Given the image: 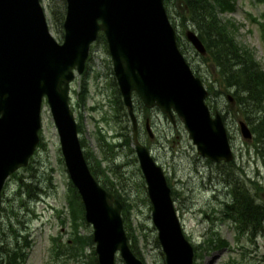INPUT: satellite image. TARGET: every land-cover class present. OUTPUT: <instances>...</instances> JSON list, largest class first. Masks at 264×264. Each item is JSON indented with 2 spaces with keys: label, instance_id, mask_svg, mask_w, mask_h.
Wrapping results in <instances>:
<instances>
[{
  "label": "water",
  "instance_id": "water-1",
  "mask_svg": "<svg viewBox=\"0 0 264 264\" xmlns=\"http://www.w3.org/2000/svg\"><path fill=\"white\" fill-rule=\"evenodd\" d=\"M63 44L51 35L40 0H0V195L6 179L23 166L39 143L43 99L48 98L70 178L94 226L100 264H144L132 251L122 205L92 175L69 104L75 69L82 73L90 45L103 31L114 72L133 123L135 148L147 182L152 219L166 264H193L194 248L183 231L164 169L138 140L132 95L158 107L173 125L179 118L198 153L214 162H231L232 145L222 115L212 116L208 91L181 52L164 0H66ZM201 54L206 48L189 31ZM229 99L232 100L231 96ZM243 137L252 139L240 121Z\"/></svg>",
  "mask_w": 264,
  "mask_h": 264
},
{
  "label": "rangeland",
  "instance_id": "rangeland-1",
  "mask_svg": "<svg viewBox=\"0 0 264 264\" xmlns=\"http://www.w3.org/2000/svg\"><path fill=\"white\" fill-rule=\"evenodd\" d=\"M235 1V11L226 16L238 26V40L254 50L264 69V3ZM43 2L49 14L50 8L56 9L62 0ZM169 15L177 28L181 50L205 85L211 87L217 110L226 115L236 158L230 164H216L202 158L183 124L178 122L177 127H173L158 109L145 111L138 108L137 114L144 129L149 119L155 135L152 140L144 132L141 139L164 168L172 186L185 233L196 248L195 264H264V232L252 236L253 231H250L239 239L235 224L226 220L222 213L224 201L233 200L231 187L228 191L223 188V184L228 185L225 172L235 178L237 189L245 187L249 196L264 206V157L257 154L254 139L248 142L243 138L239 121L244 117L236 103L231 107L227 96L232 93L226 92L218 67L209 56L199 54L186 38L188 31L196 30L190 15L176 3L170 7ZM50 21L53 35L62 42L61 25L52 18ZM88 63V73L78 77L72 85V106L81 128V141L93 158L92 164L102 182L109 181L105 172L107 166H121L117 170L126 179L121 180L122 194L126 196L123 191H127L134 208L132 220L139 235L135 244L138 256L146 264H165L152 222L147 183L136 153L130 149L134 146L127 145L123 138L114 139L118 134L127 133L124 126L128 122H124L115 104L118 85H115L111 55L104 40L95 43ZM83 82H87L86 104L78 96ZM42 125L41 142L30 165L15 173L17 176H11L4 187L0 206V247L21 250L27 256L24 264H93L95 246L88 245L83 255L71 254L74 252L72 248L77 246L68 201L71 180L46 103L43 105ZM130 134L132 136V132ZM26 183L31 184V192ZM35 197L37 199H33ZM35 213H40L44 220L35 221ZM76 226L83 236L93 234L92 226L82 219H78ZM219 238L229 246L216 247L214 242ZM59 247L62 253L57 256ZM2 259L0 257V261ZM116 264L126 263L119 255Z\"/></svg>",
  "mask_w": 264,
  "mask_h": 264
},
{
  "label": "trees",
  "instance_id": "trees-1",
  "mask_svg": "<svg viewBox=\"0 0 264 264\" xmlns=\"http://www.w3.org/2000/svg\"><path fill=\"white\" fill-rule=\"evenodd\" d=\"M257 1L264 3V0ZM175 3L190 15L191 22L206 46L207 57L209 56L219 69L223 84L226 86V92L232 93L231 95L239 111L251 126L256 152L264 157V70L257 60L254 50L238 40L239 29L236 23L226 16L235 11V0H177V2L176 0H165L169 12L170 7ZM65 11L64 0L56 9L51 8L52 19L59 23L58 25L63 23ZM115 85H117L116 82ZM208 90L209 97L207 102L212 110L215 111L217 110L215 106L216 98L212 95L214 92L212 93L211 87ZM86 91L87 85L83 83L79 93L83 104H86ZM116 92L117 100L115 104L118 111L122 113L124 122H128L127 114L117 89ZM135 99L137 107L144 108L142 101L137 96H135ZM224 117L226 119V115ZM124 130L127 133L121 134V136L126 144L130 146L132 139L130 137L129 124L124 126ZM82 146L85 147L83 141ZM85 155L94 175L98 177L97 168L92 164L93 158H91L89 152H85ZM98 164H102V162L98 161ZM116 168L113 165L106 167L105 172L109 176V181H104L103 185L122 201L126 229L132 243V249L138 255L135 244L139 235L133 227L132 220V210L134 208L129 200L127 191H123L126 196L122 194L123 186L121 180L125 181L126 179H123ZM225 174L227 176L226 182L229 185L228 190L231 187L230 197H233V200L230 198L224 201L223 214L225 218L235 221L241 233L253 231L252 235H256L264 232V206L257 204V201L249 196V192L245 190V187L244 189H237L235 178L227 172ZM27 188L30 190V185H27ZM69 201L73 221L76 225L78 219H83L84 217V207L79 194L72 184ZM79 215L81 216L80 218ZM75 242L77 246L74 250H79L82 253L85 252L88 245L91 248L94 246L92 235H77ZM214 244L218 247L228 245L221 238L217 239ZM0 250V257H3L0 264H20L25 261L26 255L20 251L4 247H0ZM92 253L94 257L91 262L98 264L94 249Z\"/></svg>",
  "mask_w": 264,
  "mask_h": 264
}]
</instances>
